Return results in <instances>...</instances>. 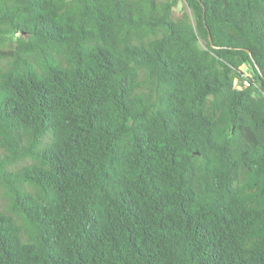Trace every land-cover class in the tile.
<instances>
[{"label": "trees", "instance_id": "1", "mask_svg": "<svg viewBox=\"0 0 264 264\" xmlns=\"http://www.w3.org/2000/svg\"><path fill=\"white\" fill-rule=\"evenodd\" d=\"M0 264H264V0H0Z\"/></svg>", "mask_w": 264, "mask_h": 264}, {"label": "rangeland", "instance_id": "2", "mask_svg": "<svg viewBox=\"0 0 264 264\" xmlns=\"http://www.w3.org/2000/svg\"><path fill=\"white\" fill-rule=\"evenodd\" d=\"M184 6H185L184 2L179 1V3H178V7L176 8V10H177L178 12L182 11V10L184 9ZM237 85H238V84H237Z\"/></svg>", "mask_w": 264, "mask_h": 264}]
</instances>
